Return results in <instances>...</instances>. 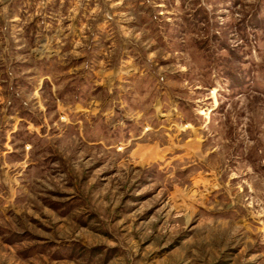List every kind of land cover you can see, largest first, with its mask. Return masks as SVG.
<instances>
[{
  "label": "rangeland",
  "instance_id": "obj_1",
  "mask_svg": "<svg viewBox=\"0 0 264 264\" xmlns=\"http://www.w3.org/2000/svg\"><path fill=\"white\" fill-rule=\"evenodd\" d=\"M0 264H264V0H0Z\"/></svg>",
  "mask_w": 264,
  "mask_h": 264
},
{
  "label": "crops",
  "instance_id": "obj_2",
  "mask_svg": "<svg viewBox=\"0 0 264 264\" xmlns=\"http://www.w3.org/2000/svg\"><path fill=\"white\" fill-rule=\"evenodd\" d=\"M8 9H9V6H8Z\"/></svg>",
  "mask_w": 264,
  "mask_h": 264
}]
</instances>
